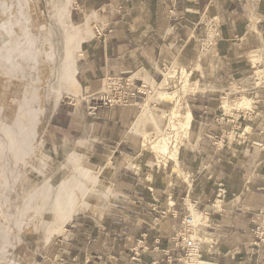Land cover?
Instances as JSON below:
<instances>
[{
  "label": "crops",
  "instance_id": "1",
  "mask_svg": "<svg viewBox=\"0 0 264 264\" xmlns=\"http://www.w3.org/2000/svg\"><path fill=\"white\" fill-rule=\"evenodd\" d=\"M70 3L69 22L79 30L80 93L67 94L58 104L42 138L41 157L50 164L62 153L78 151L86 168L99 171L111 160V170L101 175L107 192L93 211L76 213L45 246L34 243L32 263L183 264L175 238L192 204L207 220L200 228L217 242L203 243L209 259L264 264L262 248L252 245L256 215L264 211V83L256 86L241 77L239 93L248 87L253 109L235 106L240 99L234 94L228 100L235 105L226 111L223 92L231 87L219 79L230 55L264 54V0ZM251 27L259 32L251 34ZM209 54L218 55L216 72L201 83L211 88L185 97L191 124L177 158L146 151L144 133L151 125L165 126L162 114L173 106L151 87L174 63L187 68L197 56L203 69L210 68ZM230 68L245 69L232 63ZM112 75L130 78L140 88L130 105H95L89 93Z\"/></svg>",
  "mask_w": 264,
  "mask_h": 264
},
{
  "label": "rangeland",
  "instance_id": "2",
  "mask_svg": "<svg viewBox=\"0 0 264 264\" xmlns=\"http://www.w3.org/2000/svg\"><path fill=\"white\" fill-rule=\"evenodd\" d=\"M0 1H1L0 2V23L4 22L5 20H10L11 24H13V25L10 24V26H9L10 30L8 29L10 34H8L6 31H3L0 28V47L2 44H4L9 39H12L13 44L17 43L16 46L21 44L20 47H22V48H20L19 46L17 48H15V50L16 49H19V50H17L15 53H13V57L17 56V52L20 55V53H22L24 51L26 46L30 47V52L32 53V54L30 53V57H29L30 60L26 64H23L22 67H20V70L23 69L22 71H24L25 76H29L32 79H37V80H40V78L44 77L45 69H52L53 68V66H54V64L58 58V54L61 52L60 51V43L64 40L67 42V40L69 41L72 39L69 42V47L74 46L73 48H75V55H77V52L79 49V47L77 49V46H79V38H78L77 34H78L79 30H78V28H75L71 25V23L69 22V15L67 17V21L66 20L64 21L65 24H64V26H62L63 29L56 31L54 33L55 35L49 32V30H50V17H51V15L55 14V12L57 10L56 5L59 2H61V0L60 1L59 0H8V1L7 0H0ZM4 2L5 3L8 2V3H11L13 5V10H12V13H10V15L5 14V12L3 11ZM61 5L63 7L62 12L67 13L69 11V14H70V10H71L70 0H63V2H61ZM21 6L24 7L23 11H24L25 15H23V16H19V14H18V12L21 10ZM65 7H67V9ZM16 12H17V14H16ZM12 16H13V18H12ZM14 17H16V18H14ZM13 21H14V23H12ZM15 21H17V23ZM15 25H17V27ZM254 28L255 27H251V29H252V30H250L251 34L259 32V30L257 28H255L256 30ZM19 30L21 32H19ZM63 30H64V33H63ZM71 31L76 32V37H74V38L70 37L71 36L70 34L72 33ZM16 32H17L18 36H17ZM61 33L63 34V36L61 35ZM66 36H68L70 39ZM16 37H18V40ZM38 38H40V39H38ZM14 40H15V42H14ZM43 41H45V42H43ZM42 42H43V44H42ZM44 43H45V45H44ZM70 43H71V45H70ZM38 44L39 45L42 44V45L39 46ZM44 46H45V48H43ZM36 49H38V51H36ZM209 55H210V65H209L210 68L203 69L201 67V63L200 62L198 63L199 59L197 58V56L194 57L195 61H197V62H194V64L187 63L186 64L187 68L180 63H174L171 66H169L168 70L165 72V77H164L163 81L157 83L156 85L151 87V89L154 91V93H160L162 98L165 99V96L162 94L163 93L162 91L167 90V91L176 92V93L177 92L178 93L183 92L184 89H182V86L185 82V79H188V83H191L193 85V86L188 88L190 90L193 89L194 91H196L193 94H197V93L201 92L202 90H205L207 88H211V86H209V87L201 86L202 80L206 79L207 77L212 78L216 72L215 63H216V57H218V55L217 54H209ZM230 56H231L230 59H226L227 63H228L227 64L228 68L225 70V72H223V74L221 76L219 75V79L220 80H227V83L228 84L230 83L229 86L231 87L230 91L223 92V95L226 96V97H223L224 99L226 98L224 101V103H225L224 107H225L226 111H229L230 107L235 105V103H233L231 106L228 98L234 94H237V95H234V97L235 98L237 97L240 100L236 103L235 106H238L239 108L253 109L252 108L253 99L246 94L248 91V87H244V93L241 94V93H239L238 84L241 83V81H239V79L241 77L246 78L251 83H255L256 86H259V85L264 83V65L260 66V64L261 63L263 64V62H264V54L258 55L257 53H249L248 55H245L241 58H240V56L239 57L233 56V55H230ZM3 59H4L3 56H0V63H1L0 64V74H2L3 71L9 72V68H7L8 64ZM18 59H17L18 61L21 60L20 57H18ZM236 60H240L241 62H238ZM230 63H232V66L235 68L237 66L238 69H241L242 67L245 68V66H247V67L245 69L242 68L243 73H240L238 71L233 72V69L231 70V68H230ZM3 67L6 69H4ZM11 74H13V73H11ZM7 76H8L7 78L5 77L6 80H8L7 85L4 84L3 82H0V115H1L3 107L5 108V110H7L9 112H12V110L14 108H17L15 104L9 103L8 100L13 98L14 96H16V94L18 92L17 91L18 86L20 87L19 84L21 82H20V80H17L15 76L13 77V75H11V77H10V75H7ZM182 76H184L185 78ZM256 78L259 82H256ZM106 85H107V80L102 81L100 88H98L97 91L91 92L89 94L93 95L94 93L103 90L106 87ZM29 86H31V85H29ZM33 86H32V88H33ZM34 87L36 88L37 86H34ZM6 90H7V94H5ZM79 90H80V85L77 84V89L71 93L75 92L76 94H79V92H80ZM32 91H33V89H32ZM26 92H28V90L25 91V93H24L25 95H26ZM71 93H66L63 95V97L66 96L67 94H71ZM149 93H151V92H149ZM80 95H82V94H80ZM149 95L151 96V94H149ZM26 96L27 97L29 96L30 98L33 97L31 95V93L30 94L27 93ZM63 97H62V99H63ZM93 98L95 99V96ZM174 99L175 100H171V101H170V99L169 100L165 99L166 101H168L169 103H171L173 105L170 110H173V107L176 103L177 98H174ZM148 100H149V98H148ZM148 100L146 102H148ZM60 101H59V103H60ZM144 104H143V108H145ZM100 106H103V105H100ZM170 110L167 113L162 114L163 117H165L168 121V123L165 126H158V125L154 124V125H151L150 129L144 133L145 139H144V143H143V148L147 149L146 151L155 152L159 158L170 157V155H168V154L160 153L159 150L157 149L156 145H155L156 142L154 141L155 139H158L157 137H159V139H160V137H162L166 131L172 130L171 131L172 135H173V133H175L174 131L176 130V127L173 126L174 123L173 124L171 123V118L169 117ZM50 118H49V120H50ZM0 128L2 129V130L0 129V131L2 132V133L0 132V141H1V135L7 134L8 131H7L6 126L1 125ZM164 130H165V132H164ZM175 143L176 144H174L172 146V149L174 147H176L174 149L177 152V156H178L179 148L182 144H184V141H182V142L180 141L178 143L175 142ZM41 144H40L39 149L37 151L38 153H37L36 157L31 159L30 163H28V165L25 166L24 160L26 157H25V154H22V153L20 155V159H17L14 161L13 166L11 168L12 169V176L10 177V182H11V185L13 187H12V192L9 196V201L7 202L8 203L7 208L12 209V210L14 209L15 206H19V207L24 208L25 198L32 192L31 189H33V188L42 187L45 190H47L50 188V186H58L64 180L66 175L70 172V168H69V166H67L66 161L71 160V157L73 154H76L81 159V163L84 166L85 158L82 155H80V153L78 151H76L77 153L75 151H73V152L71 151V152H68L66 154L62 153L60 156H58V160L56 159L55 162H52L50 164L43 163L42 157H41V151H40ZM177 147H179V148H177ZM0 154H1V152H0ZM171 155L174 158L175 157L177 158V156L175 155V152L172 153ZM41 164H42V166H41ZM159 165H161V162L159 163ZM4 167L8 168V166L6 167V165ZM13 168H15V169H13ZM177 168L179 169L181 174L185 175L183 168H180V167H177ZM92 171L94 173L98 172L95 170H92ZM52 178H55V179H53V181H50V179H52ZM104 178L105 177L100 176L96 182L95 187L89 189V191L87 192L85 199H84V203H83L84 209L82 211H85V210L87 211L89 209L88 211L92 212L93 209L95 208L96 204H97V201H100L103 199V196L106 193V188H104L106 182L104 181L105 180ZM46 181L48 182L47 186L44 183ZM100 195H103V196H100ZM190 208L192 210V212H191L192 217L193 218L195 217L196 226L192 225L193 226L192 227L189 225V228H191L193 230V232L191 233V236H189V237L192 239H196L197 241H200L202 243H207L210 245H213V244L216 245L217 242H216V239L214 238V236L207 235L205 233L206 231H203L199 226L201 224H206L207 220L204 219L203 216L195 210V208H194V206H192V204L190 205ZM5 211H7V212L6 213H0V215H1L0 216V220H1L0 224L3 223L2 225H0V252L2 250H4V252H5V253L3 252V254H4L3 259L1 260L2 262L0 264H26L27 262H30L31 261V254H32V252H31L32 245L36 242H39L41 245V243H42L41 241L44 238H47V241H49V239L53 235L58 233V231H53L54 228H52L55 224V223H53V221L56 220L57 216H58V218H60L59 214L56 212L51 213L49 211H46L44 214L41 213L42 215L40 214V212L37 213V215L40 216V217L38 216V218H37L38 223L41 224V222H42V224L40 227H38L39 229L35 230L32 233V235H29L26 233V230L24 228V225L28 224V221H24V219H23V220H21V222H19V226H18L16 224V222H13V220H12L13 218L10 217V213H9L10 211L9 210H5ZM29 218H30V216L28 218H26V220H28ZM22 225H23V228H22ZM193 236H195L196 238ZM22 240H24V241H22ZM204 245L205 244H203L201 246L202 249L200 248L199 255L196 258L197 260L194 258L192 259L195 264H202L201 262H203V261H208V262L210 261L211 263L214 262L213 260L209 259V257L206 255L207 250L204 249ZM214 249H212V250H214ZM215 251H216V249H215ZM213 264H215V262Z\"/></svg>",
  "mask_w": 264,
  "mask_h": 264
},
{
  "label": "bare ground",
  "instance_id": "3",
  "mask_svg": "<svg viewBox=\"0 0 264 264\" xmlns=\"http://www.w3.org/2000/svg\"><path fill=\"white\" fill-rule=\"evenodd\" d=\"M61 2H63V0H61ZM61 2H59L58 4L56 3L57 5L55 4L57 6V10L55 14L51 15L50 17L49 32L52 34H54L56 31L63 29L62 26H64L65 24L64 21L65 20L67 21V17L69 15V11L67 13L62 12L63 7L61 5ZM23 8L24 7L21 6V10L18 12L19 16L25 15ZM65 8L67 9V7ZM12 10H13V5L11 3L4 2L3 11L5 12V14L10 15V13H12ZM15 22L17 23V21ZM12 23H14V21ZM10 24H11L10 20H5L4 22L0 23V28L3 31H6L8 34H10V32L8 31V29L10 30L9 28ZM15 26L17 27V25ZM19 32L21 31L19 30ZM61 35L63 36L62 33ZM70 35L71 38H74L76 37V32L74 31ZM16 38L18 40V37ZM71 40L69 41L67 40V42L64 40L60 43L61 52L58 54V58L53 68L45 69L44 77L40 78V80L32 79L29 76H25L24 71H22L23 69L20 70V67H22L23 64H26L30 60L29 59L31 53L30 47L26 46L24 51L20 53V55L17 52V56L14 57H13V53L19 50V49L15 50V48H17L18 46L20 47L21 44L18 43L19 45L16 46L17 43L13 44L12 39H9L0 47V56H3L4 58L3 60L7 62L8 64L7 68H9V72L3 71L2 74H0V82H3L4 84L7 85L8 84L7 82L8 80H6V78L8 77L7 75H10V77L11 75H13V77L15 76L16 79L20 80L21 82L19 84L20 87L18 86L17 94L15 93L16 96L8 100L9 103L15 104L17 108H14L12 112H9L5 110V108L3 107L0 115V121H1L0 126L1 125L6 126L8 131L7 134L5 135L2 134L3 136L1 135V141H0V152H1L0 154V213H6L7 211L5 210H9L10 217L13 218L12 219L13 222H16L18 226L21 220L24 219V221H28V224L24 225V228L26 230V233L29 235H32V233L35 230L39 229L38 227H40L42 224V222L41 224L38 223L37 218L39 215H37V213L40 212V214L41 213L44 214L46 211H49L51 213L56 212L59 214L60 218H58L57 216L56 220L53 221V223L55 224L52 228H54L53 231H58V233L63 232L65 224L72 219L73 215L84 209L83 203L89 189L95 187L96 182L101 175H107L108 171L111 170V163H110L111 160H108L109 163H105L98 172L94 173L92 170L84 167L81 163V159L76 154H73L71 160L66 161L67 166H69L70 168V172L66 175L64 180L58 186H50V188L47 190H45L42 187L33 188L31 189L32 192L25 198L24 208L19 206H15L13 210L7 208L8 206L7 202L9 201V196L12 192V187H13L10 182V177L12 176L11 168L13 166L14 161L20 159L21 153L25 154L26 158L24 162L26 166L28 165V163H30L31 159L36 157L49 118L52 116L53 112L55 111V108L57 107L59 101L62 99L64 94L71 93L77 89L78 83L75 78L76 55H75V48H73L74 46L69 47V42ZM78 47L79 46H77V49ZM43 48H45V46ZM36 51H38V49H36ZM18 57L21 58L20 61H18L19 60ZM33 85L37 87L35 88ZM191 86L193 85L191 83H188V79H185V82L182 86V89H184L183 92L176 93L167 90L162 91L163 92L162 94L165 96L166 100L170 99L171 101V100H175L174 98H177L173 110H170V114H169V117L171 118V123L175 124V125L173 124V126L176 127V130L174 131L175 133H173V135L171 129H170L171 131H166V132L164 130L165 134L162 137H160V139L159 137H157L158 139H155L154 141L156 142L155 145L159 150V152L162 154H168L170 155L171 158H174L171 155L174 152L175 155L177 156V152L174 149L176 147L173 148L174 150L172 149V146L176 144L175 142L177 143L180 141L182 142L186 140L189 136V129L191 124V113H190L191 111L189 109L190 103L188 104L186 102L185 97L188 93L193 94L196 92L193 89L191 90L188 89ZM26 90H28V92H26V95L27 93L29 94L31 93L33 97L31 98L29 96L27 97L24 94ZM5 94H7V90ZM147 106H148V102L144 104L145 111L147 110ZM5 165L6 167L8 166V168H5L4 167ZM53 179L55 178L50 179V181H53ZM47 181L44 182L46 186L48 185ZM29 216L30 218L26 220V218H28ZM188 220H189L187 221L188 225L196 226L195 217L193 218L192 215H189ZM205 233L209 236H214L209 232H205ZM41 242H42L41 245L46 244L47 238H44ZM3 252L4 250L0 252V263L2 262L1 260L3 259V255H4ZM198 255H199V251L198 248L196 247L192 250V256L194 259H196ZM201 263L213 264L214 262L211 263L210 261L209 262L203 261ZM26 264H33V263L32 261H30L27 262Z\"/></svg>",
  "mask_w": 264,
  "mask_h": 264
},
{
  "label": "built area",
  "instance_id": "4",
  "mask_svg": "<svg viewBox=\"0 0 264 264\" xmlns=\"http://www.w3.org/2000/svg\"><path fill=\"white\" fill-rule=\"evenodd\" d=\"M106 87L94 93L92 96H95V105H103V106H114V105H130L131 99L134 98L139 92L140 88L134 87L131 83V79L123 78L120 76L112 75L107 77ZM256 226L254 229L257 240L254 244L256 247L258 246L262 248L261 258L264 259V211H260L256 215ZM189 216L186 218V222L184 228L179 231L175 238V247L181 248L183 250V264H195L193 262L192 250L194 248H198L200 251L202 242L197 241L196 239H192L191 233L193 230L189 228L187 221ZM138 255V252H135Z\"/></svg>",
  "mask_w": 264,
  "mask_h": 264
}]
</instances>
